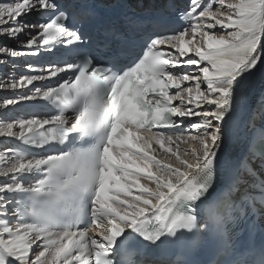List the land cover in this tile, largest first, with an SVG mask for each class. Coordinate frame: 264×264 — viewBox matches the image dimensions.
<instances>
[{
  "label": "snow or ice",
  "instance_id": "1",
  "mask_svg": "<svg viewBox=\"0 0 264 264\" xmlns=\"http://www.w3.org/2000/svg\"><path fill=\"white\" fill-rule=\"evenodd\" d=\"M33 13L48 19L23 20ZM173 14L185 25L165 34ZM33 29L29 51L0 56L43 47L70 59L0 83L58 77L3 101L40 99L49 112L0 120V137L24 146L0 151V264H201L199 251L203 264H264V93L259 125L253 112L232 137L250 108L246 82L264 74V0H159L122 20L82 0H0V36Z\"/></svg>",
  "mask_w": 264,
  "mask_h": 264
},
{
  "label": "bare ground",
  "instance_id": "2",
  "mask_svg": "<svg viewBox=\"0 0 264 264\" xmlns=\"http://www.w3.org/2000/svg\"><path fill=\"white\" fill-rule=\"evenodd\" d=\"M33 15H34V13L31 15H27V16L23 17V20L27 23H31V22H33V19H32ZM36 31H37L36 29L31 30V32L26 31L25 33H23L24 38H19V40H15V41L7 37V39L11 43V45H9V47L16 48L19 51H27L26 49H24L22 47V42L26 41L27 39H30L32 33H35ZM4 37L5 36H0V47H5L3 45H6V44H4L6 42L2 41V39H4ZM188 55H194V53H189ZM22 60H23L22 56H19L16 58L0 56V61H5V63H0V83L7 84V83H11L14 80H17V74L16 73H17V69H18V62H20V61L22 62ZM193 67H195V66H193ZM7 69H8L9 75H6ZM255 74L256 75L260 74V72L258 71ZM37 87H39V86H36L35 88H37ZM261 88L263 91L264 90V78H263ZM15 93H16L15 89L0 87V96L3 95V97H5L7 99L8 98L12 99V96L15 95ZM178 103H179V101H178ZM253 112H255L257 114L259 112V104H257L256 102H254L252 104V106L249 110V113H253ZM258 117L256 119L257 125H258ZM18 119H30V117L21 116L20 114H18L16 108L12 107L11 105H8L7 108H5L3 106V102L1 100V103H0V120L13 121V120H18ZM246 125H249V124H246ZM245 126H244V130H245ZM12 139H14V138H12V137H0V151H3L6 147L12 148L11 143H10V140H12ZM3 179L4 178H0V182H3Z\"/></svg>",
  "mask_w": 264,
  "mask_h": 264
},
{
  "label": "rangeland",
  "instance_id": "3",
  "mask_svg": "<svg viewBox=\"0 0 264 264\" xmlns=\"http://www.w3.org/2000/svg\"><path fill=\"white\" fill-rule=\"evenodd\" d=\"M220 30V31H219ZM215 31L217 32V33H223V29H220L219 27L218 28H216L215 29ZM6 37V36H5ZM4 37V39H2V41L3 42H6V43H4V44H6V45H3V46H5V47H9V45L7 44V43H9V40L7 39V37L5 38ZM20 38H24V36H23V34L20 36ZM2 43V42H1ZM3 44V43H2ZM191 67H193V66H191ZM194 68V67H193ZM6 75H9V72H8V69H7V71H6ZM3 98V95H1L0 96V103H1V100H2V102L5 100V99H2Z\"/></svg>",
  "mask_w": 264,
  "mask_h": 264
}]
</instances>
